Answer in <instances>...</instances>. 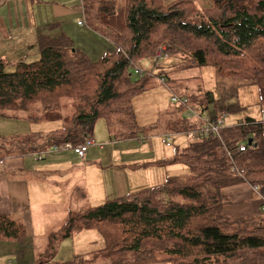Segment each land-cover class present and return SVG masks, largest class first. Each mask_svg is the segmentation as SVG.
<instances>
[{
    "label": "trees",
    "instance_id": "trees-1",
    "mask_svg": "<svg viewBox=\"0 0 264 264\" xmlns=\"http://www.w3.org/2000/svg\"><path fill=\"white\" fill-rule=\"evenodd\" d=\"M196 1L125 0L118 8L116 0H85L88 25L106 36L115 51L94 61L67 35L41 36L38 61L19 62L13 72L0 61V116L14 119L20 114L34 122H63L51 139H44L43 147L30 151L85 144L99 121L116 132L118 141L138 140L133 100L147 91L151 80L164 79L161 84L170 89L172 80L147 70L135 79V68L147 61L155 63L157 50L165 45L170 58L191 57L195 66L216 67L234 82L264 78V0H213L211 8L202 9ZM89 2L98 4L92 21ZM65 99L74 102L68 116L63 115ZM180 105L187 114L188 100L181 99ZM235 110L230 106L217 113ZM204 126L188 117L172 133ZM242 145L245 152L240 151ZM173 164L187 166L190 174L71 212L50 235L48 258L55 257L65 239L96 230L104 239L106 255L118 264H264V224L223 213L226 189L249 184L264 198V124L248 118L224 128L220 137L191 138L174 158L156 165ZM26 236L23 223L0 215V243L24 244Z\"/></svg>",
    "mask_w": 264,
    "mask_h": 264
},
{
    "label": "crops",
    "instance_id": "crops-1",
    "mask_svg": "<svg viewBox=\"0 0 264 264\" xmlns=\"http://www.w3.org/2000/svg\"><path fill=\"white\" fill-rule=\"evenodd\" d=\"M84 1H1L0 61L8 66L17 65L22 61L28 63L38 61L30 59L40 57L38 39L41 36L59 37L67 35L73 40L77 49L85 52L90 57L91 54L98 57L103 53H105L104 55L113 53L115 51L113 43L106 36L92 30L87 25ZM98 48L104 49V51H98ZM150 64H152L153 69L157 67L154 62H150ZM140 65L142 66V63ZM152 72L154 73V71ZM8 121L19 122L17 117L14 120H10L0 116V142L2 147L15 143L12 142V139L16 136H10ZM191 122L193 124L198 123L195 120H191ZM180 126L181 124L174 126V130L180 128ZM57 130L59 129H54L53 127L49 134ZM182 133L187 136L186 132H181L175 133V138L179 137H176L177 134ZM167 134H170V132H161L159 135L155 134L148 138L145 137V139H163ZM170 135L173 138L174 135ZM115 136L116 132L109 130L104 123L94 128L90 140H93L96 145L88 149L83 159L74 152L68 151L50 152L44 155L40 161H30L27 159L28 155H22L18 150H15V154H9L10 152H8L6 159L0 158V161H3V165H0V215H10L15 221L25 225L27 240L24 244H21L22 246H29L30 240L34 238L42 239L43 241L50 239V235L62 227L71 212H79L81 210L79 209L80 204L85 203L84 201H87L88 205L93 203V207H97L101 205L97 204V201H102V199H105L104 201L118 199L154 187L156 181L161 185L169 177L178 176L172 171H168V167L172 165L167 166V168L156 165L157 163L171 160V158L166 157L167 152L156 157L151 149L149 156L151 160L150 162H144V164L152 165L149 168L156 167L158 173H162L159 167L166 168L165 171L168 178L165 180V178L152 176L151 179L147 178L145 188L138 187L140 174L145 167H142L143 164L134 162L133 158L128 159L127 154L130 151H126L128 149L132 150V146L137 144L135 142L122 143L116 140ZM188 139L190 140L191 138L188 137ZM178 140L180 142L179 145L182 147L181 149L188 145L186 139L178 138ZM153 144L154 141L151 142L150 146L153 147ZM167 148H171V146ZM47 149L45 147L40 148V150L31 151V154ZM240 186L250 190L252 196H255L256 202H258L256 196L262 200L259 192L249 184ZM106 192L109 194H105ZM96 232V230H85L65 239L60 244L53 259L48 258L47 262L39 264H82L85 262L82 255H92L91 253L97 250H99L100 256L110 259L105 252L106 244L104 239L99 233L104 246L96 250L95 244L97 242L93 241L91 236L95 235ZM80 240L85 241L86 249L90 253L81 251ZM64 245L70 247L72 260H68L65 263L55 261L63 250ZM23 248L14 249L12 258H5L7 259L6 262H1V264H15L11 259L15 260L17 258V264H21L24 260L23 253H26ZM48 249L46 251L47 257H49Z\"/></svg>",
    "mask_w": 264,
    "mask_h": 264
},
{
    "label": "rangeland",
    "instance_id": "rangeland-1",
    "mask_svg": "<svg viewBox=\"0 0 264 264\" xmlns=\"http://www.w3.org/2000/svg\"><path fill=\"white\" fill-rule=\"evenodd\" d=\"M116 1L118 8H121L125 3V0ZM174 1L177 0H164V3L169 4ZM195 5L198 9L211 8L213 6V0H197ZM88 6L91 9V13L88 15V18L92 21L98 4L96 2H89ZM164 48L169 52L168 46L165 45ZM97 50L101 52L104 51V49L99 48ZM104 54L105 53L99 55L98 57L91 54V58L94 61H97ZM38 58L40 59V57ZM38 58H31L30 60H39ZM142 69L151 72L154 71L155 75L161 73L162 76H166L171 79L172 82L170 84L172 90L161 84L158 78H155L154 80H151L147 91L135 97V100L132 103L133 113L135 116L134 121L138 128V135L142 137L138 140L132 139L121 142L125 144L135 142L137 144L136 146H132V150L128 149L126 151H130V155L127 154L128 159L133 158L134 162L143 164L142 167H145L140 174V184L138 187L145 188L147 178L151 179L152 176L155 178H165V180L168 178L165 169L169 165L162 166L166 167L165 169L159 167L162 173H158L156 167L149 168L152 165L144 164V162H150L151 160V158H149L151 149L156 157L164 155V152H167L166 157L172 159L174 158L176 151L182 148L181 145H179L180 142L178 138L186 139L187 144L190 141L185 133L177 134L176 137L179 136L178 138H175V133H172L174 126L180 125L181 122L183 123L184 119L188 118L186 108H184V111L180 110L182 107L180 102H173V98H177L178 100L187 99L190 113L204 111L205 118H214L219 116L220 113H217V110L219 112L220 108L235 106L236 110L234 112H227L228 118L226 120V127L236 126L238 123L246 121L248 118L260 121L264 116V78L245 84L234 82L225 74L221 76L216 67L195 66L191 57L184 55L173 57L168 62L164 61L155 69H153L152 64L147 61V65L145 63L142 64ZM14 70L15 65L7 66L8 72H13ZM134 78L138 79V76L134 75ZM209 94H212V96ZM212 98H214L215 103H211ZM73 103L74 102H71L69 99L63 100V105L65 106L63 110L64 116H68L73 113ZM17 120H19L20 123L8 121L10 125V136H16L12 139V142L15 143H12L7 147H2L0 142V158L6 159L8 152H10L9 154H15V150H18V152H21L22 155H28V160H35L34 154L36 153L31 154V148H39V145L43 143L44 139L48 140L53 137V133L49 134L50 130L53 129V127L54 129H60L63 124L62 121L51 123L45 121L34 122L29 120L26 116L20 114L18 115ZM99 125H103L102 121H99L95 128L99 127ZM161 132H170V134L174 135L170 142L171 148L166 147L163 143V139H145V137L148 138L155 134L159 135ZM27 139H31L30 144H25V140ZM152 141H154L153 147L150 146ZM13 144H16V146H19L21 149H17ZM170 167H168V171H172L178 176L184 177L190 174V170L187 166L176 164ZM156 185H159L157 181L155 183V186ZM223 193L227 200L223 213L227 217L242 218L251 221L252 223L264 224V201L258 196H256L258 201L256 202L255 196H252L251 191L246 188H242L241 186L226 189ZM105 194L109 193L106 192ZM104 200L105 199L97 201V204H103L109 201ZM84 202L85 203L80 204L79 208L82 211L93 207V203L88 205L87 201ZM95 235L91 236L93 241L95 240L97 242L95 244L97 250L99 247H103L104 245L98 232H96ZM79 246L82 252L90 253L86 249L87 246L85 241L80 240ZM21 247H24L23 250H26V253H23L24 260L21 264H39L48 261L46 251L49 247V239L43 241L42 239L34 238L30 240L29 246H22L21 244L11 240H5L2 242L0 244V264L1 262H6L7 259L5 258H12V251ZM74 251H76V249H74ZM98 251L99 250L91 253L93 256L82 255V258L85 260L82 264H118L112 259L100 256ZM71 254L72 252L70 251V247L64 245L63 250L60 255L57 256L55 261L65 263L68 260H72ZM161 259L167 258L163 256ZM11 260H13L15 264L18 263V258L15 259L16 261L14 259ZM160 264L171 263L168 261Z\"/></svg>",
    "mask_w": 264,
    "mask_h": 264
},
{
    "label": "built area",
    "instance_id": "built-area-1",
    "mask_svg": "<svg viewBox=\"0 0 264 264\" xmlns=\"http://www.w3.org/2000/svg\"><path fill=\"white\" fill-rule=\"evenodd\" d=\"M3 0H0V2ZM82 24V23H81ZM170 58V55L168 54V51L163 47L160 48L159 50H157L155 57H154V61L157 64H159L162 61H165L167 59ZM135 74L142 77L144 74V71L142 69L141 65H137L135 68ZM161 83H164V79H160ZM173 102H180V100H178L177 98H173L172 99ZM187 103L186 100L182 101V104L185 105ZM188 109V113L187 116L191 119H198L202 122H204L205 126L202 129H197L193 132L187 133V136L189 138H204L210 134L216 135L218 137L221 136V131L226 128V120L228 118V114L227 113H223L219 116H216L214 118H205L204 114L202 112H191L190 113V109ZM192 114V116H191ZM261 124H264V116L262 117V119L260 121H258ZM171 135H166L163 137V143L167 146L170 147V142H171ZM96 143L92 140H88L85 144L83 145H79V146H75L72 143H65L62 145H56L52 148V151L54 152H68V151H73L78 157H80L81 159H83L85 157V155L87 154V151L89 148L95 146ZM240 151L241 152H245L246 151V147L245 146H240ZM47 153L44 151L42 152H38L35 155V160L40 161L43 159L44 155H46ZM256 189V188H255ZM257 190V189H256ZM258 191V190H257ZM262 197V196H261ZM262 200L264 201V198L262 197ZM263 209H264V204H263ZM12 264V263H10Z\"/></svg>",
    "mask_w": 264,
    "mask_h": 264
},
{
    "label": "water",
    "instance_id": "water-1",
    "mask_svg": "<svg viewBox=\"0 0 264 264\" xmlns=\"http://www.w3.org/2000/svg\"><path fill=\"white\" fill-rule=\"evenodd\" d=\"M248 143H249V145H252L253 144V139H249Z\"/></svg>",
    "mask_w": 264,
    "mask_h": 264
},
{
    "label": "bare ground",
    "instance_id": "bare-ground-1",
    "mask_svg": "<svg viewBox=\"0 0 264 264\" xmlns=\"http://www.w3.org/2000/svg\"><path fill=\"white\" fill-rule=\"evenodd\" d=\"M49 152H54V151H52V149L51 150H49L48 152H46V153H49Z\"/></svg>",
    "mask_w": 264,
    "mask_h": 264
},
{
    "label": "clouds",
    "instance_id": "clouds-1",
    "mask_svg": "<svg viewBox=\"0 0 264 264\" xmlns=\"http://www.w3.org/2000/svg\"><path fill=\"white\" fill-rule=\"evenodd\" d=\"M88 140H90V139H88ZM88 140H87V141H88ZM87 141H86V142H87ZM92 141H93V140H92ZM86 142H85V143H86ZM82 145H83V144H82ZM78 146H79V145H78ZM71 152H73V151H71ZM9 264H10V263H9ZM12 264H13V263H12Z\"/></svg>",
    "mask_w": 264,
    "mask_h": 264
}]
</instances>
